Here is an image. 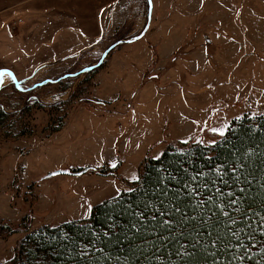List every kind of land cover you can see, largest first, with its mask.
Wrapping results in <instances>:
<instances>
[{"label": "rangeland", "instance_id": "obj_1", "mask_svg": "<svg viewBox=\"0 0 264 264\" xmlns=\"http://www.w3.org/2000/svg\"><path fill=\"white\" fill-rule=\"evenodd\" d=\"M152 4L139 41L97 70L35 87L138 35L146 0H0V69L21 82L17 90L6 75L0 86V264H10L26 226L86 220L89 204L126 192L170 145L210 144L221 136L212 128L226 125L225 134L233 119L264 115V0ZM228 22L233 36H224ZM75 29L89 36L86 51ZM101 164L118 171L46 177Z\"/></svg>", "mask_w": 264, "mask_h": 264}, {"label": "trees", "instance_id": "obj_2", "mask_svg": "<svg viewBox=\"0 0 264 264\" xmlns=\"http://www.w3.org/2000/svg\"><path fill=\"white\" fill-rule=\"evenodd\" d=\"M5 114L0 111V121L7 117ZM233 167L236 168L235 172L232 171ZM76 170L79 169L71 171ZM116 171L118 167L104 165L88 169L86 173L111 176ZM201 172L205 175L191 180L192 176ZM169 173L187 180L194 189L200 186L197 195L185 197L186 201H192L194 208L201 200L205 201L190 215L195 214L201 219L207 209L212 207L213 212L220 217L217 231L223 243H218L215 248L209 245L207 251L202 246L194 252L192 248H187L190 255L177 257L175 251L179 245L175 241L165 244L151 233L150 213H145L149 230L133 238V251H129L127 243L115 242L108 225L112 220L121 224L128 223L126 216L119 215L121 209L127 208L129 204L134 209L137 204L142 208L148 201L159 206L151 193L161 177L164 179L160 181V187L167 185L182 188V185L167 179ZM221 176L228 180V185L220 182ZM234 176H240L244 182L234 184ZM139 177V180L131 183L130 188L135 191L121 192L93 207L86 220L72 221L57 227L43 225L32 231L31 226H26L25 236L16 243L15 255L9 261L10 264H264V220H261L264 217V115L233 119L226 133L210 144L190 140L170 145L159 159L146 160ZM239 187L246 189L245 203L226 207L224 210L229 212V217H224L219 206H222L221 201L226 205L228 198L218 196L216 189L222 192L236 191L239 195ZM145 192L147 195H144ZM209 197H212L214 205L208 201ZM109 216L112 220H109ZM5 228L6 236L18 232L2 226V229ZM105 232H109L111 239L104 236ZM157 232L166 234V230L161 232L159 228ZM233 232L235 235H232ZM105 240L108 242L103 243ZM181 243L185 241L181 240Z\"/></svg>", "mask_w": 264, "mask_h": 264}, {"label": "snow or ice", "instance_id": "obj_3", "mask_svg": "<svg viewBox=\"0 0 264 264\" xmlns=\"http://www.w3.org/2000/svg\"><path fill=\"white\" fill-rule=\"evenodd\" d=\"M148 2L151 3V0H148ZM6 75L12 77V73L7 69L0 70V86L4 84L3 77ZM226 127L227 126L225 125L224 128H212L211 131L223 136ZM156 159H159V157H156ZM112 166L116 167L115 164ZM217 171L219 172L221 170L217 169ZM232 171L235 172L236 168L233 167ZM203 175H205V173L201 172L197 176H192L191 180H197L198 176ZM225 175H227V173H225ZM131 179L139 180L140 177L133 175ZM163 179L164 177H161L160 180L156 182V187L152 189L151 193L156 197L159 206L148 201L144 203L142 208L140 204H137L136 209H134L132 208V205L129 204L127 208L121 209V212L119 213V215L127 217V224H121L117 220H112V217L109 216V220H112V223L108 225V228L111 232V236L115 237V242L117 244L127 243L129 251H133V245L135 244L133 238L138 233L149 230L147 227L148 216H146L145 213H150L151 233L156 239L164 241L165 244H170L175 241V243L179 245L175 251L177 257L190 255L187 248H192L194 252L197 247L202 246L205 251H207L209 245L215 248L218 243H223V240L217 231L220 225V217L213 212L212 207L207 209L206 214L203 215L201 219H198L195 214L190 215V213H195V209L199 208L205 203V201L201 200L194 208L192 201H186L185 197H194L197 195L200 186L197 185L194 189L187 180H182L169 173L167 179L178 185H182V188H171L167 185L160 187V181ZM232 180L236 185H240L244 182L241 180L240 176H234L232 177ZM220 182L224 185H228V180L224 179L223 176H221ZM212 183L215 184V181ZM204 187L207 188V184H205ZM182 189H188V191L185 192ZM119 191L120 190L117 189L118 194ZM126 191L133 192L135 190L133 188H128ZM238 192L239 195H237L236 191L222 192L219 188L216 189L218 196L228 198L226 205L221 201L222 206H219L220 212L224 217H229V212L224 210L226 207L232 208V206L237 205L238 203H245L246 189L244 187H239ZM169 193H171V196H169ZM144 195H147V192H145ZM165 201H167V203H165ZM208 201L213 205L215 204L212 197H209ZM87 211L89 213L92 211V206L90 204L87 207ZM261 220H264V217H261ZM192 222L195 223L193 224ZM232 223H235V221H232ZM158 228L161 232L166 230V234L161 235L157 232ZM133 229H135V232H133ZM232 235H235V233L233 232ZM104 236L111 239L109 232H105ZM181 240L185 241V243H181ZM107 242V240L103 241V243Z\"/></svg>", "mask_w": 264, "mask_h": 264}, {"label": "water", "instance_id": "obj_4", "mask_svg": "<svg viewBox=\"0 0 264 264\" xmlns=\"http://www.w3.org/2000/svg\"><path fill=\"white\" fill-rule=\"evenodd\" d=\"M146 3H147L146 24H145L143 30L138 35L115 42L113 45H111L107 50H105L103 52L101 58L99 59V61L95 65L89 66L88 68H85L84 70L80 71L79 73L71 74V75H69V77L70 78L77 77L80 74L89 73L91 71L98 69L104 63L106 57H108L111 54V52H113V50H115L117 47L125 45V44L135 43V42L139 41L141 38H143L149 29L150 22H151V14H152V2L149 3L148 0H146ZM2 69H7V68H1L0 70H2ZM7 70L12 73V77H11L12 83L15 86V88L17 90H19V86H20L21 82L17 81L15 75L13 74V72L11 70H9V69H7ZM13 77H14V79H13ZM51 83H55V82L52 80H46V81L38 84L35 87H42L45 84H51ZM87 171H88V169H80V170H76V171H55V172L47 175L46 177L50 178V177H54V176H58V175L80 176V175H84Z\"/></svg>", "mask_w": 264, "mask_h": 264}, {"label": "crops", "instance_id": "obj_5", "mask_svg": "<svg viewBox=\"0 0 264 264\" xmlns=\"http://www.w3.org/2000/svg\"><path fill=\"white\" fill-rule=\"evenodd\" d=\"M151 2H152V0H151ZM153 5V4H152ZM155 9V8H154ZM152 11H153V9H152ZM152 21H154L153 19H152ZM231 26V33H227V27H230ZM100 27V26H99ZM171 30H169V32L171 33L172 32V28H170ZM222 30H226L225 32H226V35H224V36H227V35H231V36H233V32H234V30H235V24L233 23V22H228L227 24H225V29H222ZM66 32H68V31H66ZM73 33L74 34H76L80 39H81V41L83 42V46H80L79 47V49H81L82 51H86V49L88 48L87 47V45H88V42H89V36L84 32V31H82V30H79V29H75L74 31H73ZM100 34V36L102 37V32H100L99 33ZM203 35H205V34H203ZM111 37V36H110ZM217 38H218V36H217ZM206 38H204V40H205ZM94 41L96 42V40L94 39ZM91 48V47H90ZM79 49H77L76 51H77V53L80 51ZM90 50V49H89ZM93 51H94V49H93ZM154 60H155V57H154ZM103 164H105V163H103ZM103 164H101V165H96V166H89V167H92V168H101V167H103ZM81 168H79V170H80ZM84 169V168H83Z\"/></svg>", "mask_w": 264, "mask_h": 264}, {"label": "flooded vegetation", "instance_id": "obj_6", "mask_svg": "<svg viewBox=\"0 0 264 264\" xmlns=\"http://www.w3.org/2000/svg\"><path fill=\"white\" fill-rule=\"evenodd\" d=\"M71 75V74H70ZM66 77V78H65ZM67 78H70L69 75H64L62 79H58V80H52L54 81L55 83H59L60 81H62L63 79H67ZM51 84H54V83H51ZM30 91V90H27V92Z\"/></svg>", "mask_w": 264, "mask_h": 264}, {"label": "bare ground", "instance_id": "obj_7", "mask_svg": "<svg viewBox=\"0 0 264 264\" xmlns=\"http://www.w3.org/2000/svg\"><path fill=\"white\" fill-rule=\"evenodd\" d=\"M102 65H103V64H102ZM102 65H101V66H102ZM101 66H100V67H101Z\"/></svg>", "mask_w": 264, "mask_h": 264}]
</instances>
